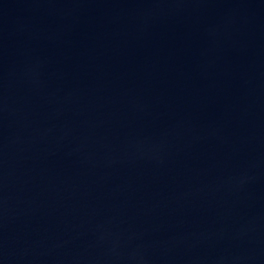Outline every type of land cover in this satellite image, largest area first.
I'll list each match as a JSON object with an SVG mask.
<instances>
[{
	"label": "water",
	"instance_id": "1",
	"mask_svg": "<svg viewBox=\"0 0 264 264\" xmlns=\"http://www.w3.org/2000/svg\"><path fill=\"white\" fill-rule=\"evenodd\" d=\"M0 264H264V0H0Z\"/></svg>",
	"mask_w": 264,
	"mask_h": 264
}]
</instances>
